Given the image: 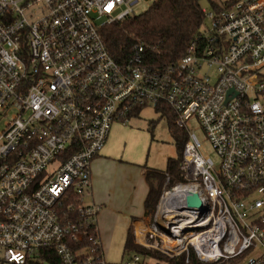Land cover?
<instances>
[{
    "label": "built area",
    "instance_id": "built-area-1",
    "mask_svg": "<svg viewBox=\"0 0 264 264\" xmlns=\"http://www.w3.org/2000/svg\"><path fill=\"white\" fill-rule=\"evenodd\" d=\"M213 1L186 54L151 68L142 45L121 64L101 36L150 0H0V264H110L102 205L85 200L91 165L114 123L162 105L189 134L185 181L162 194L137 243L186 262L256 253L247 264H264V0ZM193 117L219 168L189 132ZM195 193L204 209L187 206ZM128 257L120 264H155Z\"/></svg>",
    "mask_w": 264,
    "mask_h": 264
},
{
    "label": "trees",
    "instance_id": "trees-1",
    "mask_svg": "<svg viewBox=\"0 0 264 264\" xmlns=\"http://www.w3.org/2000/svg\"><path fill=\"white\" fill-rule=\"evenodd\" d=\"M214 5V1L210 0ZM205 12L200 0H156L153 5L139 15L124 18L123 21L108 24L101 30V36L110 54L121 64L128 62L137 47L143 46L144 63L151 68H158L173 63L186 54V49L194 41L205 25ZM156 110L167 116L170 133L173 134L178 150L177 158H169L165 170L143 166L149 192L146 196L144 217H152L160 203L166 180L168 188L185 181L182 166L184 146L189 140L186 128L176 123V116L167 106ZM138 109L133 116H139ZM125 242V253L136 251L149 254L155 264H202L194 254L186 262L185 256L171 258L161 253L143 248L135 243L133 227L130 226ZM244 257L235 258L230 264H237ZM227 264V263H223Z\"/></svg>",
    "mask_w": 264,
    "mask_h": 264
},
{
    "label": "rangeland",
    "instance_id": "rangeland-1",
    "mask_svg": "<svg viewBox=\"0 0 264 264\" xmlns=\"http://www.w3.org/2000/svg\"><path fill=\"white\" fill-rule=\"evenodd\" d=\"M154 2L155 0H150L149 5L142 3L140 8L137 10V14L139 15L149 9ZM200 3H202L204 12L207 13L212 10V3L210 0H200ZM205 19V26L209 27L211 25V20L206 16ZM217 73V67H210L209 75L211 78L210 82L212 84L216 82ZM118 126H128L134 128L135 131L127 134L123 140L115 141L113 139L112 141V137H114L113 133L115 128ZM187 128L191 134L195 133L198 137L201 143L200 150L204 156L211 158L214 161L215 166L219 168L220 156L218 155L216 149L213 148L210 139L208 138L207 133L204 132L199 120L196 117H193L190 121H188ZM110 137L111 140L109 138L108 142L110 143V141H112L113 152H118V154H123L125 157H130L134 160H142V162L134 160L130 161L125 157L123 158L119 156L113 158L112 161L110 159L105 163L104 173L99 181V186L102 190V194H105L110 188H112L113 199L130 198L131 201L135 202L137 198V184H135V179L138 177V173L136 172V168L130 166L128 162L144 166L147 165L150 168H156L161 171L167 168L166 166L169 158H177L178 156L175 138L173 134L170 133L169 120L166 115L158 112L153 106L144 107L139 116L131 117V120L125 124L114 123L111 128ZM105 148L106 146L103 150ZM169 180L170 179L166 180L162 194L169 189ZM178 184L179 182L176 185ZM85 200L87 202H91V197L86 198ZM158 206L155 214H157ZM139 209H143V204L139 206ZM103 216L104 212L101 211L97 215V218L105 260L110 264H120L123 259L128 260L129 258L128 254H126L124 250L128 234L125 229L122 232L113 229V219L108 216L103 218ZM153 216L155 215L153 214ZM151 220H153L152 217H146L144 224L150 223ZM161 225L162 227L165 226V222H161ZM133 234L135 235V243L138 244L136 233H134V227ZM255 255L256 253L247 254L241 263L247 264L248 259L254 257Z\"/></svg>",
    "mask_w": 264,
    "mask_h": 264
},
{
    "label": "crops",
    "instance_id": "crops-1",
    "mask_svg": "<svg viewBox=\"0 0 264 264\" xmlns=\"http://www.w3.org/2000/svg\"><path fill=\"white\" fill-rule=\"evenodd\" d=\"M134 131H135L134 128L128 126L127 127L118 126L117 128H115V131L113 133L114 137H112V141L113 139L115 141L123 140V138L126 137L127 134L132 133ZM112 141H110V143L107 142L106 148L103 150V152L101 151L102 153L100 152L101 154L97 156L95 160L92 162L91 169H92L93 188H92L91 202L94 203L97 202L102 205L101 211L104 212L103 218H105V216H108L113 219L112 222L113 229L120 232H122L125 229L126 232H128L130 226H132L134 227V233H135V230L137 228H140L144 224L146 219V217H144L145 201H146L145 199L149 192L150 187L146 181V176L143 168L144 165L128 162L130 166L136 168V172L138 173V177L135 179V184H137L136 186L137 198L135 202L131 201L130 198L113 199L112 188H110L108 192H106L105 194H102V190L99 186V181L101 179L102 174L104 173L105 163L108 160L111 159L112 161L113 158L119 156L123 158L125 157L123 154H118V152H113ZM125 158L129 159L130 161L134 160L130 157L128 158L125 157ZM134 161H138V160H134ZM138 162H142V160H139ZM141 204H143L142 210L139 209V206H141Z\"/></svg>",
    "mask_w": 264,
    "mask_h": 264
},
{
    "label": "water",
    "instance_id": "water-1",
    "mask_svg": "<svg viewBox=\"0 0 264 264\" xmlns=\"http://www.w3.org/2000/svg\"><path fill=\"white\" fill-rule=\"evenodd\" d=\"M231 91L232 90H230L229 93H231ZM186 199H187V206L189 208H192V209H195V208L204 209L205 208L202 199H200L197 193L193 195H188Z\"/></svg>",
    "mask_w": 264,
    "mask_h": 264
}]
</instances>
